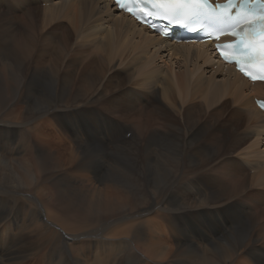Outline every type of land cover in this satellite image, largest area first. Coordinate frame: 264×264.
Segmentation results:
<instances>
[{"label":"bare ground","instance_id":"bare-ground-1","mask_svg":"<svg viewBox=\"0 0 264 264\" xmlns=\"http://www.w3.org/2000/svg\"><path fill=\"white\" fill-rule=\"evenodd\" d=\"M15 63L27 160L0 161V264H264V83L108 0H0V71Z\"/></svg>","mask_w":264,"mask_h":264},{"label":"rangeland","instance_id":"rangeland-1","mask_svg":"<svg viewBox=\"0 0 264 264\" xmlns=\"http://www.w3.org/2000/svg\"><path fill=\"white\" fill-rule=\"evenodd\" d=\"M88 2V1H87ZM90 2V1H89ZM92 3V2H90ZM43 3H40L38 4L41 5ZM45 4V3H44ZM33 7V6H32ZM2 9L4 10H7V5L3 4L1 6ZM84 31H81V35H83ZM161 47V46H160ZM133 58H134V55H133V52H125V56L124 57H121L119 60H118V65L120 64H128L130 65V62H133ZM19 63H15L14 65H9V67L7 66L6 68V71H7V74H12V75H6L4 73H2L0 71V80H3L4 79L6 80V78L8 79L7 82H10V83H7L8 85H4L6 83V81L3 82V84H0V85H4V86H0V111L2 110V107H3V110L1 111V114H0V161H3V159H8V160H12L10 161V163L12 165H15V167L19 168L20 169V165L19 163H15L14 160H24L26 159L27 160V157H25V155H27V150H26V145L25 144V137H26V133L28 134L27 130H24L26 128V121H25V108H26V102L25 101V98L23 97L24 96V90H23V87L17 82L16 80L14 79H17L18 78V75H20L22 73V70L21 68L19 67L20 65H18ZM18 67H17V66ZM12 66V68H11ZM16 67V68H15ZM15 68V69H14ZM8 69V70H7ZM17 70V72L15 71ZM21 70V71H20ZM5 71V72H6ZM19 71V73H18ZM11 72V73H10ZM167 73H169L167 70H166ZM15 73V74H14ZM17 73V75H16ZM143 74V72L141 73ZM140 74V75H141ZM6 75V76H5ZM8 76V77H7ZM16 76V77H14ZM124 77V81L128 83L129 79H132L130 77V74H125L123 75ZM11 78H13V81ZM11 79V81L9 80ZM115 80H117L115 78ZM139 81V78L136 76L134 79H132V84H135ZM14 82V83H13ZM122 83V82H120ZM124 84V83H122ZM110 87H115L117 86V82L114 83V82H111ZM44 88V89H43ZM43 92L44 94H48L49 92L48 91H51L50 90V83L49 84H46L44 87H43ZM5 89L7 91H5ZM9 89H12L11 91ZM48 89V90H47ZM20 92V93H19ZM159 95H161L160 93H158ZM157 94V95H158ZM5 95V96H4ZM12 95V96H11ZM23 97V98H22ZM13 98V99H12ZM16 98V99H15ZM24 99V100H23ZM2 100V101H1ZM14 100V101H13ZM16 100V101H15ZM4 101V102H3ZM151 101H154V100H151ZM9 102V103H8ZM150 102V101H149ZM149 102H147V99H145L139 107H137V110H141L143 107H145V104H147L148 106H153V105H149ZM2 103V105H1ZM7 103V104H6ZM16 103V105H15ZM9 104V105H8ZM19 104V105H18ZM24 104V105H23ZM15 105V106H14ZM5 106V107H4ZM17 106V107H16ZM13 107V108H12ZM10 108V110H9ZM25 110V111H24ZM9 112V113H8ZM6 113V114H5ZM3 114V116H2ZM5 114V115H4ZM8 114V115H7ZM10 114V116H9ZM18 115V116H16ZM21 115V116H20ZM9 116V118H8ZM12 116V117H11ZM23 116V118H22ZM3 117V118H2ZM17 119L14 120V119ZM116 119L119 120V122L123 125V126H127L128 124H132L134 122H136L138 120V118L136 116H133V115H127V116H123L122 113H118L116 116H115ZM13 120H14V123H13ZM4 121V122H3ZM35 123L37 121H34ZM87 123H89L87 126H86V131L88 134L90 135H93L95 137V139H100V142H96L93 149H99V150H108V146L104 143V140H105V135H100L97 130H96V126L99 125L100 123H94V124H91L89 120L86 121ZM130 129H128L127 131H129ZM132 130V129H131ZM26 131V132H25ZM122 133H119L118 135L116 136H113V138L110 139L109 143L112 144L114 143L115 141V138L118 137L119 135H121ZM132 136V132L129 131L127 133V136L125 135V139L126 140H130ZM54 136L50 137V138H53ZM55 138V137H54ZM20 142V143H19ZM119 143H123V142H119ZM8 145V146H7ZM24 149V150H23ZM40 149V148H39ZM51 149L55 150L56 148L54 146L51 147ZM8 150V151H7ZM26 151V152H25ZM39 153V152H38ZM24 155V156H23ZM18 157V158H17ZM10 158V159H9ZM17 158V159H16ZM124 161L126 163H132L133 161L130 160V159H126L124 158ZM1 165H4L3 162H1ZM156 170H162L166 176L167 174L169 173L167 170V168L164 166V165H158V167L156 169H154L153 171H156ZM159 177L162 176L160 175V173H156ZM251 175L254 174V172H250ZM167 179H168V176L166 177V182H167ZM1 180V178H0ZM12 192H4V198H6L8 200V205L9 204H12V203H16L14 199H11V195ZM10 197V198H9ZM248 220V223L249 224H252L250 223L251 222V219L250 218H246ZM254 226V224H252ZM230 230V229H229ZM226 232V231H225ZM226 234V233H225ZM230 234V233H229ZM227 233V235H229ZM190 248V247H189ZM187 256V255H186ZM185 256V258H186ZM196 259V258H195ZM194 259V260H195ZM184 261V260H183ZM191 262V263H190ZM189 262V264H192L193 260H191ZM194 264V263H193Z\"/></svg>","mask_w":264,"mask_h":264},{"label":"snow or ice","instance_id":"snow-or-ice-1","mask_svg":"<svg viewBox=\"0 0 264 264\" xmlns=\"http://www.w3.org/2000/svg\"><path fill=\"white\" fill-rule=\"evenodd\" d=\"M116 3L121 9L131 10L130 5L128 3L122 2V0H116ZM151 6L154 9L161 10L165 17H170L171 19H177L181 17L188 19L192 16L199 15L205 9L210 7L208 0H155ZM232 6L234 5L230 3L229 5H217L216 7L228 8ZM239 19L240 18L238 17L237 23L232 26L240 27V32H244L248 28H255V23L251 22L241 27L239 25ZM256 23L264 24V18H262L260 21H257ZM231 34L233 36L239 35L237 32H232ZM253 35H261V33H253ZM240 45H244V47L240 48L237 54L230 56L228 52L221 51V56L229 62L237 64L240 68V71L246 76H249L251 79H264V38L260 40L259 48L250 42L246 45L244 39L240 40ZM254 68L257 72H259V76L253 73Z\"/></svg>","mask_w":264,"mask_h":264}]
</instances>
